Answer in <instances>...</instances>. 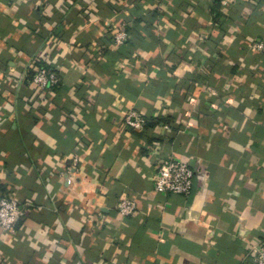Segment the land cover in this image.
<instances>
[{
    "label": "crops",
    "instance_id": "obj_1",
    "mask_svg": "<svg viewBox=\"0 0 264 264\" xmlns=\"http://www.w3.org/2000/svg\"><path fill=\"white\" fill-rule=\"evenodd\" d=\"M262 40L264 0H0V198L25 211L0 264H254ZM38 66L60 76L45 101ZM168 158L195 167L189 197L154 192Z\"/></svg>",
    "mask_w": 264,
    "mask_h": 264
},
{
    "label": "built area",
    "instance_id": "obj_2",
    "mask_svg": "<svg viewBox=\"0 0 264 264\" xmlns=\"http://www.w3.org/2000/svg\"><path fill=\"white\" fill-rule=\"evenodd\" d=\"M127 40V33L119 27L113 37L115 46L123 45ZM251 48L256 53L264 51V40L253 41ZM29 82L33 85L39 101H45L47 96L56 90L60 83L57 71L38 66L30 75ZM148 120L136 111H130L121 122L124 131H143ZM195 167L190 163L175 158L161 160L155 169L153 188L154 192L166 196L189 197L193 191ZM136 209L133 201L120 200L116 205L120 217L131 216ZM24 208L9 193H4L0 198V229L13 234L15 226L24 216ZM250 254L254 264H264V243L251 248Z\"/></svg>",
    "mask_w": 264,
    "mask_h": 264
}]
</instances>
